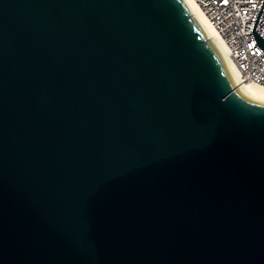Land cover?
Instances as JSON below:
<instances>
[{
    "label": "water",
    "instance_id": "1",
    "mask_svg": "<svg viewBox=\"0 0 264 264\" xmlns=\"http://www.w3.org/2000/svg\"><path fill=\"white\" fill-rule=\"evenodd\" d=\"M0 264H264V98L184 0H0Z\"/></svg>",
    "mask_w": 264,
    "mask_h": 264
},
{
    "label": "built area",
    "instance_id": "2",
    "mask_svg": "<svg viewBox=\"0 0 264 264\" xmlns=\"http://www.w3.org/2000/svg\"><path fill=\"white\" fill-rule=\"evenodd\" d=\"M227 46L239 76L264 85V0H195Z\"/></svg>",
    "mask_w": 264,
    "mask_h": 264
},
{
    "label": "bare ground",
    "instance_id": "3",
    "mask_svg": "<svg viewBox=\"0 0 264 264\" xmlns=\"http://www.w3.org/2000/svg\"><path fill=\"white\" fill-rule=\"evenodd\" d=\"M184 1L188 4L191 13L195 16V18L199 21V23L203 27L207 37L215 44L217 49L224 57L234 77V81L238 85V88L240 90L249 92L250 94H253L257 97L264 98V85L245 81L239 76L235 66L231 62L227 46L225 45L219 33L216 31V29L207 19L206 15L203 13L198 3L195 0H184Z\"/></svg>",
    "mask_w": 264,
    "mask_h": 264
}]
</instances>
